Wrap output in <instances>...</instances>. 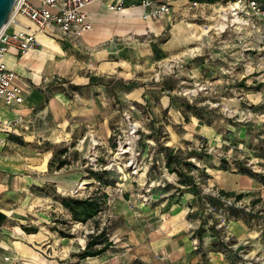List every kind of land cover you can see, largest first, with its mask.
<instances>
[{"label": "crops", "instance_id": "obj_1", "mask_svg": "<svg viewBox=\"0 0 264 264\" xmlns=\"http://www.w3.org/2000/svg\"><path fill=\"white\" fill-rule=\"evenodd\" d=\"M119 2V10L108 8ZM152 2L168 3L170 11L153 18L139 0L94 1L82 8L87 32L62 35L47 26L37 31L34 48H6L2 60L14 69L22 100H0V264H242L241 248L264 256V65L258 62L263 71L257 76L226 83L223 67L240 78L241 42L233 34L217 37L203 57L204 44L192 46L188 0ZM26 26L34 27L26 16L13 15L5 31ZM187 50L198 54L174 68L172 61L184 63ZM158 67L165 75L149 74ZM189 79L210 81L217 94L189 100L181 93ZM122 112L141 122L140 131L164 151L165 161L102 187L107 197L100 213L118 219L111 243L79 257L85 241L54 228L55 220L70 218L60 198L64 190L97 187L85 166L91 155L95 161L107 156L111 130L124 125ZM13 119L19 121L3 127ZM201 141L204 150H198ZM61 143L67 162L57 168L49 163ZM172 166L181 175L167 170ZM206 188L241 194L254 213L208 211V203L218 209L220 201ZM218 222L221 229L214 227ZM242 241L248 243L232 247Z\"/></svg>", "mask_w": 264, "mask_h": 264}, {"label": "built area", "instance_id": "obj_2", "mask_svg": "<svg viewBox=\"0 0 264 264\" xmlns=\"http://www.w3.org/2000/svg\"><path fill=\"white\" fill-rule=\"evenodd\" d=\"M94 1L103 0H41L40 6L33 5L29 0H14L9 13V19L13 15L26 16L33 23L34 27L26 26L24 30L17 33L6 32L5 25L9 19L0 27V100L6 104L16 103L22 100L20 88L13 80L15 74L14 69L7 67L2 60L6 48L14 46L21 53L34 48L36 45L37 31L47 26L55 27L62 35H67L74 29L77 33L87 32L91 28L90 21L86 17V14L82 12V8ZM139 3L146 10L145 14L149 17H160L170 11V5L168 3L154 5L152 0H139ZM121 5V2H119L115 6L108 5V8L119 10ZM188 5L190 12L186 15L187 17L189 16L193 22L200 19L205 20L203 24H200L199 28L202 26L201 29L204 33L201 36H205L206 40L216 39L232 31L234 37L241 42L239 44L241 50L237 68L239 69L237 71L240 73V78L239 80L233 78L234 70L236 69L232 70L230 66L227 68L223 67L220 69V72L225 75L226 83L234 84L236 81H244L249 76H257V74L262 73L263 70L258 69V62L261 61L264 65V0H215V2L188 0ZM212 6L217 8L211 10ZM205 7H210L209 11L211 13H206ZM191 53H194V51ZM193 55H197V53ZM202 92L208 96L217 94L216 88L208 80L194 82L192 87L181 91L183 96L188 99L190 98L189 100H191V97ZM244 103L246 105L244 115L246 118H250L253 114V112H250V103L246 100H244ZM210 104L217 107L219 103L210 102ZM225 108L226 110L228 109L227 107ZM230 112H232L233 116L236 113L239 114L236 110H230ZM121 116L125 123L124 129L116 126L111 130L110 135L114 141V145L112 146L114 158L120 161V159H123V155L126 156V159L124 162H121L120 166L122 168L126 167L128 174L135 176L140 171H149L152 166L156 167L163 162L165 158L164 151L157 150L156 146L154 147L156 143L154 144L151 140H146V153L145 155L142 154V150L136 145L139 139L138 130L140 123L133 120L129 112H122ZM17 121L19 119H13L12 121H6L2 125L5 128L11 127ZM123 132V138H121ZM205 148H207L206 142L201 141L198 150H204ZM92 158L93 156L91 155L89 159ZM114 164L115 162L111 161L99 164L98 170L108 171V169H112ZM204 192H207L220 201L218 209H215V207L208 203V211L216 210L220 214H227V208L233 207L235 209H241L244 213H254L253 208L249 204L245 203L243 199H236L235 195L220 193L217 189L212 188H206ZM76 193L77 189L69 191L70 195ZM222 225L223 222H218L214 227L221 229ZM247 243V241H242L239 245L234 244L232 247L237 250L240 245L243 247ZM196 245L197 242L194 241V248H197ZM238 252H240L242 264H264V256L259 253L250 256L242 248Z\"/></svg>", "mask_w": 264, "mask_h": 264}, {"label": "rangeland", "instance_id": "obj_3", "mask_svg": "<svg viewBox=\"0 0 264 264\" xmlns=\"http://www.w3.org/2000/svg\"><path fill=\"white\" fill-rule=\"evenodd\" d=\"M215 8H217V7H215ZM210 12V11H209ZM211 13V12H210ZM188 22H192L193 24H190V25H192V28H193V30H192V33L194 34V40H196V43L197 44H193L192 46L193 47H195V46H199V45H201L202 43L204 44V51L203 52H201V55H203V57L206 55V53L209 51V50H211L212 49V45H213V42L214 43H216V41H218L217 39L218 38H216V39H205L206 37L205 36H200V38L199 39H197L196 38V36H198V35H200V33H201V31H203L202 29H201V27L199 28L198 27V25H196V24H199V26H200V24H203V22H205V20H203V19H200V20H195L194 22H196V24L192 21V20H187ZM231 34H233V32L232 31H229V32H227V33H225V34H223V35H221V36H219L220 37V39H227V38H229V39H232L233 38V36L232 37H230V35ZM228 40V39H227ZM212 44V45H211ZM207 45H209V47H208V49L209 50H207ZM193 50H190V51H186L185 52V55L183 56V61H184V63H185V60H187L189 57H195L196 55H193V54H195L196 53V51H194V53H191ZM198 54V53H197ZM201 55H199V56H201ZM250 56H251V54H249ZM206 57V56H205ZM178 61V62H177ZM172 62H174V68H178V67H185V65H186V63L184 64V63H182V61L180 60V58L179 59H174V61H172ZM169 69H171V68H169ZM173 69V68H172ZM166 69L164 68V67H158V68H155V69H153V71L151 72V73H149V74H153V72H155L154 73V75H153V77H155V76H157L156 78H158V77H160L161 75H165V73L164 72H166L165 71ZM237 70H239V69H237ZM172 74V72H169V74ZM168 74V75H169ZM187 82H189V84H185V87L186 88H190V87H192V85H193V83L194 82H197V81H195V80H193V79H189V80H187ZM198 82H200V81H198ZM200 95V93L198 94V95H196V96H199ZM195 96V97H196ZM210 98V97H209ZM194 99V96L193 97H191V101ZM233 115V114H232ZM239 114L238 113H236L235 114V117H237ZM255 116V115H254ZM261 120V119H260ZM124 123V122H123ZM141 123V122H140ZM120 129H124V127H125V123H124V125L123 126H118ZM144 133L145 132H143V131H140V128H139V130H138V135H139V139H138V141L136 142V145H137V147L139 148V149H141L142 150V154L143 155H145V149H146V146H147V144H146V140H150L149 138H146V136L144 135ZM123 134H124V132L122 133V137L121 138H123ZM110 139H111V137H110ZM111 145H114V141H113V139H112V142H111ZM156 146V149L158 150L159 149V147L155 144L154 145V147ZM63 148H66V145L65 144H58L56 147H55V152H60L61 151V149H63ZM113 147H111V148H109V150H108V152H107V156H103L104 157V159H103V161L102 160H97V161H95L94 160V158L93 159H91L90 161H88L91 165H89V164H87L85 167H90L89 169H88V171H98V165L99 164H104V163H108L109 161H111V162H115V164L112 166V169H108V174L106 175V179L108 180V179H113V182L110 184V187H112V184L114 183V182H116V181H123L124 179H126V180H131V179H133V178H135L137 175H135V176H132V175H129L128 174V172H127V168L126 167H124V168H122L121 166H120V164H121V162H124V160L126 159V156L125 155H123V159H120V161H118L117 159H115L114 158V155L112 154V149ZM97 155H98V153H96ZM70 156H72V155H70ZM96 158V157H95ZM101 161V162H100ZM164 161H165V159H164ZM100 162V163H99ZM117 162V163H116ZM95 163V164H94ZM98 163V164H97ZM155 166H152L151 168H154ZM173 167V166H172ZM150 168V169H151ZM124 173H125V177L126 178H124L123 179V175H124ZM177 175V174H176ZM94 181L97 183V181H96V179L94 178ZM115 187V186H114ZM77 189H79V191H77V193L76 194H73V195H70L69 194V190H64V194L63 195H65V196H67V197H72V198H77V197H84V196H86L87 194H89L93 189H91V188H88V189H86V188H83V185L80 187V188H77ZM72 191V190H71ZM89 192V193H88ZM62 195V196H63ZM61 196V197H62ZM61 202V201H60ZM103 209H104V206H103ZM102 209V210H103ZM261 209V208H260ZM101 210V211H102ZM100 211V212H101ZM261 211H263V214H264V208L261 210ZM70 214V213H69ZM65 220V222L64 223H62V221H64ZM56 221V223L58 224V226L59 227H61V229L62 230H65L66 231V234H65V236H68V237H73V238H79L80 239V242H82V239H84V241L87 239V237H86V234L87 233H90V234H94V232H97V230L99 229V227H105L106 228V231H107V235H109V232H110V229H111V227H113L115 224H116V222L118 221V219L116 218V217H114L113 216V214H111V216H109V217H107L104 213L102 214V213H99V215L97 214V215H95V217L92 219V220H88V221H86L85 223H81V224H79V222H77V223H71L70 222V218L68 217V218H64V219H60V222H58L57 220H55ZM95 222H97V228L98 229H95V228H93V224L95 223ZM76 225V226H75ZM108 238H109V236H108Z\"/></svg>", "mask_w": 264, "mask_h": 264}, {"label": "trees", "instance_id": "obj_4", "mask_svg": "<svg viewBox=\"0 0 264 264\" xmlns=\"http://www.w3.org/2000/svg\"><path fill=\"white\" fill-rule=\"evenodd\" d=\"M199 1V0H196ZM200 1H209V2H215V0H200ZM146 137H149L148 135ZM113 146V145H111ZM66 152L65 148L61 149L58 155L56 153L53 154V156L50 158L51 161L49 165L53 164V161H56L55 167L59 168L64 163L67 162L66 157L60 158V155L62 153ZM168 157V158H167ZM173 161H171V156L168 154L166 155V167H169ZM170 172H175L177 175H181L177 169L172 167L171 169H167ZM87 175L90 178H95L97 181V187L93 189L89 194H87L84 197H67L63 195L60 198L62 206H64L70 213V222L71 223H85L88 220H92L95 215L99 214L100 211L103 209V206L105 205L106 201V194L103 192L102 187H106L110 185L113 182V179H106V175L108 174V171L106 170H98V171H88L86 170ZM235 198H241V194H237ZM228 215H232L234 217H238L240 213H242L241 209H235L233 207L227 208ZM60 222V220H57ZM62 221V223H64ZM54 228L58 231V233L61 236H64L66 234L65 230H62L61 227L54 226ZM93 228H97V222L93 224ZM87 239L84 242L83 248H81L78 251L77 256L79 257H86V256H94L96 254L101 253L104 249H106L111 241H109L107 231L105 227H99L97 232H94V234L87 233L86 234Z\"/></svg>", "mask_w": 264, "mask_h": 264}, {"label": "water", "instance_id": "obj_5", "mask_svg": "<svg viewBox=\"0 0 264 264\" xmlns=\"http://www.w3.org/2000/svg\"><path fill=\"white\" fill-rule=\"evenodd\" d=\"M14 0H0V27L9 19Z\"/></svg>", "mask_w": 264, "mask_h": 264}]
</instances>
